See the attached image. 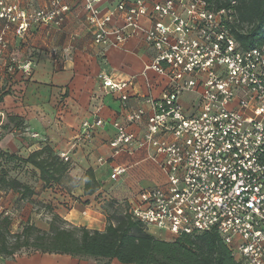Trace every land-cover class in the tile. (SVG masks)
<instances>
[{"label": "built area", "instance_id": "obj_1", "mask_svg": "<svg viewBox=\"0 0 264 264\" xmlns=\"http://www.w3.org/2000/svg\"><path fill=\"white\" fill-rule=\"evenodd\" d=\"M63 1L27 12L17 0H0V55L11 26L20 37L32 24L60 26L68 9ZM83 1L93 44L117 46L139 36L153 51L144 68L166 80L159 98H144L151 114L140 132L129 127L142 121V107L112 122L113 155L143 151L165 177L138 193L132 216L169 239L215 231L242 264H264V41L242 48L233 35L236 9H215L207 0H120L105 12L97 7L101 0ZM115 16L120 23L112 26ZM30 66L19 68L29 73ZM98 78L111 91L127 86L105 72ZM187 92L194 98L185 108L179 99ZM102 124L95 117L82 127L89 133ZM59 157L68 160L66 153ZM126 168L114 166L110 178Z\"/></svg>", "mask_w": 264, "mask_h": 264}, {"label": "crops", "instance_id": "obj_2", "mask_svg": "<svg viewBox=\"0 0 264 264\" xmlns=\"http://www.w3.org/2000/svg\"><path fill=\"white\" fill-rule=\"evenodd\" d=\"M119 1L101 0L97 7L105 12ZM160 1L148 0V3ZM17 2L24 10L32 12L46 7L50 0ZM63 3L68 9L60 26L32 24L23 37L15 35L11 26L6 33L7 47L0 55V148L23 157L45 145L58 156L66 153L70 161L67 178L74 181L73 185L44 186L37 170H31L37 181H31V185L26 180L34 189L30 199L48 208V221L56 214L66 225L102 231L106 225L103 204L107 199L133 206L142 189L165 182L162 171L145 159L143 151L115 156L109 142L115 133L112 122L122 119L129 109L142 107L145 110L142 121L129 127L136 133L142 130L147 115L151 114L150 106L143 100L146 96L159 98L166 80L152 69L144 68L151 62L153 51L139 36H132L117 46H96L86 20L84 1L64 0ZM119 23L117 16L112 18V26ZM141 24L146 27L148 22L142 19ZM28 61H31L30 72L24 73L19 66ZM101 72L113 82H124L127 86L120 91L104 89L98 78ZM122 94H126V100H121ZM193 98V94L188 98L183 94L179 100L187 108ZM8 116L18 118L19 127L8 123ZM95 117L101 118L103 124L87 133L82 123L92 122ZM6 123L8 128L3 130L1 126ZM146 161L151 162L148 167L163 175L161 181L151 186L140 185V169ZM116 165L127 168L113 180L110 173ZM88 168L92 169L99 188L93 194L84 195V172ZM0 205L8 210L12 208V204L2 202L1 196ZM33 214L35 219L29 217V222L47 230L48 223L43 226L37 223L36 216L41 214ZM103 262L99 258L24 249L12 255H0V264ZM109 264L130 263L112 259Z\"/></svg>", "mask_w": 264, "mask_h": 264}, {"label": "trees", "instance_id": "obj_3", "mask_svg": "<svg viewBox=\"0 0 264 264\" xmlns=\"http://www.w3.org/2000/svg\"><path fill=\"white\" fill-rule=\"evenodd\" d=\"M215 9L233 6L238 25L233 29L241 47L248 49L264 41V0H207ZM233 2V3H232ZM8 123L18 126L19 119L7 117ZM8 123L2 129L8 128ZM1 137V134H0ZM12 164L28 170H37L38 179L44 186L62 185L68 176L70 161H63L48 146L30 152L26 157L0 148V190L17 194L19 201L29 200L34 189L19 177H10L2 164ZM17 169V168H16ZM91 168L84 172L83 194L98 190ZM113 208L114 199L105 203ZM104 203V204H105ZM103 204V205H104ZM118 207L119 204H114ZM46 207V206H45ZM106 210V208H105ZM106 225L102 231L83 226H70L56 214H52L47 230L29 220L10 238V218L0 214V255H12L24 250L48 253H65L76 257H92L104 260L103 264L116 259L130 264H242L215 231L180 234L172 239H161L146 230L123 204L122 210H106Z\"/></svg>", "mask_w": 264, "mask_h": 264}, {"label": "rangeland", "instance_id": "obj_4", "mask_svg": "<svg viewBox=\"0 0 264 264\" xmlns=\"http://www.w3.org/2000/svg\"><path fill=\"white\" fill-rule=\"evenodd\" d=\"M189 94L191 93H185L184 94V98H188ZM182 105V103H181ZM183 106V105H182ZM151 164V162L146 161L145 163L142 164L141 166V173L139 174V176H141V181H140V185L142 186H151L157 183V181H161L163 179V175L162 174H158L156 172V170H154L153 167H148L147 165ZM3 167L8 171V175L10 177H19L25 180H28L32 182H34L35 180L37 181V179H35L34 174L28 170V169H24L23 167L19 169L18 166L14 165V170H12V164L9 163H4L2 164ZM153 166V165H152ZM17 168V169H16ZM139 169V168H138ZM140 178V177H139ZM74 181H70V179L65 178L62 182V185L64 188L68 187V186H72ZM31 185H33V183H31ZM0 196H1V200L2 202H6V204H12V208L10 210H8V208L6 209L3 205H0V210L3 212L5 210H8V217L10 218V224H9V234H10V238L11 236H13L16 232H19L22 228V226L26 223V221H28L27 219H29V217L35 219V215L33 213H37V214H41L39 216H36V220L38 221L37 223L40 222V224L43 226L44 223H48L49 221L46 219V211H47V207H45V205L41 202L38 201H34V200H24V201H19L17 194L10 191V190H4L1 189L0 190ZM107 202L103 205V208L105 210H113L118 209V210H122V205L119 204L118 207H115L114 204H118L113 203V208L107 206ZM106 214L108 213V211H106ZM1 212V213H2ZM1 218V217H0ZM33 223V221L31 222ZM39 224V225H40ZM154 230V229H153ZM152 234H154L155 236L161 238V239H169L172 237L171 234L167 233L165 230H158L156 229Z\"/></svg>", "mask_w": 264, "mask_h": 264}]
</instances>
